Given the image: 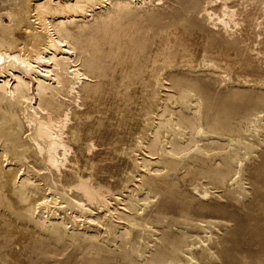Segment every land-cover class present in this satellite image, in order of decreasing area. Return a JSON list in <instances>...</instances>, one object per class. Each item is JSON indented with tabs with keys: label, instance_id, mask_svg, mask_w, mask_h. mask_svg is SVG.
I'll use <instances>...</instances> for the list:
<instances>
[{
	"label": "bare ground",
	"instance_id": "1",
	"mask_svg": "<svg viewBox=\"0 0 264 264\" xmlns=\"http://www.w3.org/2000/svg\"><path fill=\"white\" fill-rule=\"evenodd\" d=\"M114 1L0 0V204L54 231L101 235L103 230L114 238L129 233L132 241L161 254L163 264H210L219 257L221 227L194 218L180 234L160 231L170 223L160 221L158 227L146 217L147 199L158 191L173 195L161 177L167 171L184 176L210 171L219 182L241 181L242 158L225 154L222 163L211 166L207 158L214 153L200 141L224 139L246 156L248 143L260 147L264 113H253L241 131L244 106L233 101L215 113L217 131L206 130L200 97L168 86L140 46H129L121 59L115 58L119 32L105 36L102 54L96 39L79 40L73 18L86 19ZM222 5L223 16L204 11L208 21L238 24L234 10ZM72 38L91 53L90 67L105 77L84 96L91 78ZM190 151L202 155L194 165L179 159ZM196 189L210 191L202 183Z\"/></svg>",
	"mask_w": 264,
	"mask_h": 264
},
{
	"label": "rangeland",
	"instance_id": "2",
	"mask_svg": "<svg viewBox=\"0 0 264 264\" xmlns=\"http://www.w3.org/2000/svg\"><path fill=\"white\" fill-rule=\"evenodd\" d=\"M209 1L153 0L136 5L115 0L86 19L73 18L72 25L79 40L96 39L103 47L101 54L109 33L119 32L120 36L115 58L125 57L129 46H140L144 56L153 58L155 72H164L168 86L193 90L200 97V123L206 130L217 131L212 125L217 111L233 101L242 102L244 119L237 126L244 131L253 113H264V0H215L210 5ZM222 4L234 10L238 24L208 21L204 11L221 15L226 10ZM76 40L72 38L81 65L91 78L83 86L84 96L86 88L103 85L105 77L90 67L87 58L91 53ZM200 142L214 153L207 158L211 166L222 163L225 154L242 158L241 181L219 182L210 171L189 176L184 171H167L161 177L174 193L158 191L155 198L149 197L146 217L158 227L160 221L170 223L160 231L174 235L187 231L194 218L212 219L221 231L217 233L219 257L210 264H264V134L259 149L252 143L244 147L246 156L224 139ZM181 156L182 163L192 160L193 165L202 157L194 151ZM201 183L209 186L208 195L196 189ZM146 195L139 194L142 199ZM128 197L124 196L129 204ZM159 255L154 248L132 241L129 233L114 238L103 230L101 235L83 229L54 231L36 217L0 204V264H163Z\"/></svg>",
	"mask_w": 264,
	"mask_h": 264
}]
</instances>
